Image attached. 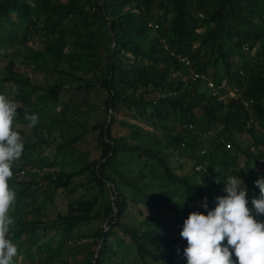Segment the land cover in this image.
<instances>
[{
    "label": "trees",
    "instance_id": "trees-1",
    "mask_svg": "<svg viewBox=\"0 0 264 264\" xmlns=\"http://www.w3.org/2000/svg\"><path fill=\"white\" fill-rule=\"evenodd\" d=\"M35 39L38 48L29 46ZM16 44L43 84L15 70L16 53L7 51ZM0 52V94L20 106L14 127L28 126L25 112L38 116L8 182L17 194L9 211L18 249L12 264L18 257L20 264H186L187 242L174 227L190 212L206 215L204 198L214 208L226 195L224 179L237 175L259 195L264 0H0ZM223 81L250 107L222 99ZM66 93H85L80 107L102 111L103 120L82 123L84 112ZM55 108L62 120L45 119ZM122 111L144 127L117 121ZM56 124L76 134L42 156L50 143L38 132ZM210 130L217 136H205ZM88 141L99 156L88 149L84 165L71 160ZM79 187L84 198L68 199ZM57 193L66 210L44 220ZM73 241L80 242L68 248ZM75 252L83 253L80 262L69 259Z\"/></svg>",
    "mask_w": 264,
    "mask_h": 264
},
{
    "label": "clouds",
    "instance_id": "clouds-1",
    "mask_svg": "<svg viewBox=\"0 0 264 264\" xmlns=\"http://www.w3.org/2000/svg\"><path fill=\"white\" fill-rule=\"evenodd\" d=\"M243 50L247 51V47ZM3 54L0 52V55ZM182 61L188 64L186 60ZM196 79L199 76L195 74L193 80ZM206 84L208 88H213L212 83ZM220 88L227 91L226 95L220 96L222 99L226 96L241 100L245 108L252 104L251 100H242L239 91L231 90L226 81L225 86L221 84ZM18 108V102L0 94V264H12V258L18 251L11 239L10 227L14 225V219L9 215L17 194L8 183L13 176V163L20 159L24 149V139L14 127ZM23 118L29 122V128L38 123V116L34 113L25 112ZM217 133L218 130H210L205 136L212 138ZM225 148L230 149L231 145L228 143ZM203 153L205 150L202 149L201 154ZM200 169L201 166H197L195 171ZM261 173L264 172H259L257 177L254 174V178H257L254 184L259 189L258 196H251L237 175L228 176L224 179L223 191L226 195L215 198L214 208L208 210L204 198L201 206L207 214L198 211L188 214L179 233L187 242V247L183 250L186 264H264V221L256 219V216H264V177H260ZM23 174L24 171H20V175ZM20 260L18 257L14 264H20Z\"/></svg>",
    "mask_w": 264,
    "mask_h": 264
},
{
    "label": "rangeland",
    "instance_id": "rangeland-1",
    "mask_svg": "<svg viewBox=\"0 0 264 264\" xmlns=\"http://www.w3.org/2000/svg\"><path fill=\"white\" fill-rule=\"evenodd\" d=\"M63 1H66V0H63ZM38 39H35L34 41L35 42H31L29 43V46H33L35 48H38L40 46L39 42L40 41H36ZM19 45L16 44L15 46H11L10 47V50L7 51L8 54H11L12 52H15L16 53V56L13 57V60L15 62V70H17L18 72H24L27 73L28 75H31L30 77L33 79V81L35 82H39V84H43V76L40 75V74H34V73H31L30 72V67L28 66H25L23 65V61H22V52H23V49L21 48H18ZM255 52H252L251 55H254ZM6 54V53H5ZM2 55H0L1 57ZM233 63H237L238 62V59L237 58H232V61ZM5 64V60H0V67H2L3 65ZM222 86H225V81L222 82ZM67 97H71L73 98L74 100L72 101L71 105L72 106H77L79 105L78 101L80 98H89L88 96H85V93L84 95L83 94H69V93H66L65 94ZM231 96V94L229 95ZM225 98H227L225 96ZM97 103V102H96ZM80 108V111L84 112V115L81 116L79 118V120L82 122V123H85V122H88V124H92L93 123V118L96 119V117H98V120L102 121L103 120V112L102 111H96V112H93V114L89 115L87 114L89 111V109H87L86 107H79ZM60 108H55L54 111H50L49 113H47L45 119H54V120H62V116L58 115V113L60 112ZM70 114V112H68ZM68 116V115H67ZM123 118H125L128 122L130 123H137L139 124V122L136 120V119H129V118H126L124 116V112H120V114L117 115V121H120L122 120ZM45 122H47L46 120H44ZM46 124V123H45ZM140 126L144 127L143 124H139ZM18 130L20 131L21 133V136L23 137V139H27L28 142L32 143L30 137H32V133H31V128H29L28 126H17ZM147 128V127H145ZM118 132H115V134H117ZM76 132H74L70 127L69 128H66L64 126H62V124H56L54 130L52 132H47L46 130H43L41 132H38V135H39V138L41 140H45L47 142H49V146L47 148H44L43 150L42 149H39L38 152L41 153L42 156H49V157H52V153H53V149L55 148V146H57V144L59 143H64L67 141V138L70 137V136H73L75 135ZM243 137H246V136H243ZM90 146H92V143L90 141H88L85 145H82V150L81 152H78V153H75L70 159L73 160V161H78L79 164L81 165H84L86 163V158H87V154H85L84 151L88 150V152H92L94 153V155H96L97 157L99 156V150L95 149L93 150L92 147L90 148ZM260 150L264 151V148H259ZM71 149H67L66 150V153L69 152ZM40 155V154H39ZM68 158V159H69ZM60 158L57 157V160H59ZM244 161H245V157L244 155L240 154L239 155V158H238V164L240 167H243L244 165ZM260 163V162H259ZM66 164V163H65ZM64 164V165H65ZM244 168V167H243ZM45 171H47V169H44ZM67 171H70V168H66ZM254 171H255V176L257 177L258 173L259 172H264V167H262L261 165H256L254 166ZM42 186H45L44 183H41ZM45 188V187H44ZM83 189L81 187L77 188L76 191H74L71 195L67 196L68 199H77V198H84V197H81L82 194H83ZM66 210V196L65 194L62 195V193H57L54 198H53V204H52V207L50 206L49 209H47L45 211V213L48 215L46 218H43L44 220L46 219H53L55 217V213L57 212H64ZM100 226H104L103 224H100ZM91 229H93V224L91 225L90 227ZM182 229V226H180V228H177V227H174V231H175V234H179L180 231ZM83 230V229H81ZM41 234V233H40ZM53 231H51V233H49L47 236V238H51L53 237ZM43 237L42 239H45L46 238ZM40 239H41V236H40ZM41 241V240H40ZM54 242H58L57 241V237L54 239ZM80 241H73L71 243H68V248H71L73 246H75L76 243H79ZM85 242V241H84ZM187 245V243H185ZM83 258V253L82 252H75L73 254H71V256L69 257L70 260L72 261H81ZM78 263V262H77Z\"/></svg>",
    "mask_w": 264,
    "mask_h": 264
},
{
    "label": "water",
    "instance_id": "water-1",
    "mask_svg": "<svg viewBox=\"0 0 264 264\" xmlns=\"http://www.w3.org/2000/svg\"><path fill=\"white\" fill-rule=\"evenodd\" d=\"M103 2H104V0H103Z\"/></svg>",
    "mask_w": 264,
    "mask_h": 264
}]
</instances>
